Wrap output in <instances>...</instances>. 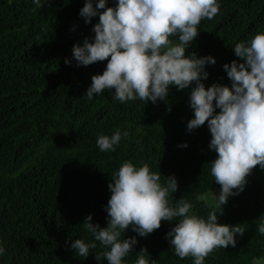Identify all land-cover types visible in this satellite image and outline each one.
<instances>
[{
  "label": "trees",
  "instance_id": "16d2710c",
  "mask_svg": "<svg viewBox=\"0 0 264 264\" xmlns=\"http://www.w3.org/2000/svg\"><path fill=\"white\" fill-rule=\"evenodd\" d=\"M85 3L41 0L37 8L33 0H0V246L5 249L0 264H108L102 254L110 249L95 241L82 222L92 214L93 223L107 226L108 185L126 161L137 168L147 163L165 185L166 177L175 175L178 190L169 195L173 206L186 199L192 212L205 219L215 207L206 195L221 188L211 175L217 158L209 147L212 134L207 121L191 131L187 127L194 118L190 95L195 82L183 90L170 86L166 99L155 103H121L113 99L114 90L88 100L92 77L102 74L108 61L77 66L73 58L75 45L94 41L99 22V14L90 23L80 15ZM217 3L219 13L201 21L186 51L215 57L216 63L205 68L206 87L231 86L223 66L239 59L233 48L264 32V0ZM117 4L107 0V7ZM170 39L176 43L178 35ZM116 131L122 134L120 143L102 152L98 137ZM205 195L206 200L197 199ZM222 207L218 223L239 224L246 231L237 234L235 247L217 248L204 264H264V235L257 231L264 222V169L257 165L244 191ZM175 224L162 221L146 237L130 225L123 238L136 237L137 244L125 264H135L136 253L145 247L156 264H194L193 257L181 259L170 246L166 234ZM76 239L97 247L80 257L71 248Z\"/></svg>",
  "mask_w": 264,
  "mask_h": 264
},
{
  "label": "clouds",
  "instance_id": "9594fccd",
  "mask_svg": "<svg viewBox=\"0 0 264 264\" xmlns=\"http://www.w3.org/2000/svg\"><path fill=\"white\" fill-rule=\"evenodd\" d=\"M33 3L42 7L41 0ZM219 10L217 0H118L115 7H107V0L95 4L86 0L80 10L86 22L98 14L99 22L93 28L94 41L85 39L83 46H74L77 66L108 61L105 71L92 77L87 99L114 90L113 99L121 103L136 99L155 103L166 99L170 86L183 90L195 82L190 95L194 118L187 127L191 131L207 121L212 134L209 147L217 153L211 175L221 185L215 207L205 219L192 212L193 205L186 199L176 200L175 206L170 203V193L178 190L175 175L166 177L165 185L160 173L151 171L147 163L137 168L131 161L124 162L108 185L112 195L106 206L107 226L93 223L92 214L82 222L95 241L110 249L102 254L108 264H125L133 252L137 238L122 235L130 225L146 237L162 221H176L166 234L170 246L181 259L193 257L194 264H204L217 248L235 247L237 234L242 237L246 231L239 224L218 223V213L223 214L222 206L230 196L244 191L247 176L257 165L264 169V32L233 48L239 59L223 66L231 86L214 83L206 87L202 82L209 75L205 68L216 63L215 57L186 51L199 35L201 21L213 19ZM177 35L174 43L170 37ZM65 63L71 60L65 59ZM127 136L125 131L123 137ZM121 138L120 131L111 137L100 135L97 145L102 152L114 151ZM197 199L206 200V196ZM257 231L264 235V222ZM96 247L95 242L84 239L71 244L84 258ZM4 252L0 246V255ZM136 255L135 264H156L148 259L146 247Z\"/></svg>",
  "mask_w": 264,
  "mask_h": 264
},
{
  "label": "rangeland",
  "instance_id": "374dc122",
  "mask_svg": "<svg viewBox=\"0 0 264 264\" xmlns=\"http://www.w3.org/2000/svg\"><path fill=\"white\" fill-rule=\"evenodd\" d=\"M220 191H221V188H217V187L211 188V189L208 190L206 195H207V197L209 196L210 199H214L215 200L216 195H219ZM212 203L215 204V201L212 202Z\"/></svg>",
  "mask_w": 264,
  "mask_h": 264
}]
</instances>
